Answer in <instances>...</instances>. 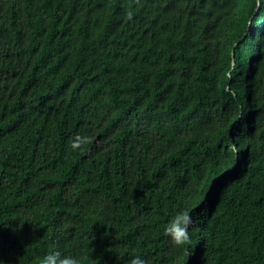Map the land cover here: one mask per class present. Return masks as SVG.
<instances>
[{"label":"trees","instance_id":"obj_1","mask_svg":"<svg viewBox=\"0 0 264 264\" xmlns=\"http://www.w3.org/2000/svg\"><path fill=\"white\" fill-rule=\"evenodd\" d=\"M53 250L264 264V0H0V261Z\"/></svg>","mask_w":264,"mask_h":264},{"label":"clouds","instance_id":"obj_2","mask_svg":"<svg viewBox=\"0 0 264 264\" xmlns=\"http://www.w3.org/2000/svg\"><path fill=\"white\" fill-rule=\"evenodd\" d=\"M89 143L87 136H77L71 143V149H81L84 145ZM194 223L192 215L188 211H178L169 221L165 228V234L170 238L171 243L176 247H183L191 243L190 228ZM5 227L12 228L13 231L22 228L23 225L13 227L8 224ZM3 264V261H0ZM39 264H82L81 258L73 255L62 254L58 250L50 251L43 256ZM130 264H146V261L139 256L131 259Z\"/></svg>","mask_w":264,"mask_h":264}]
</instances>
